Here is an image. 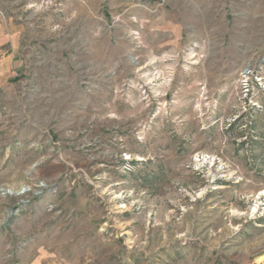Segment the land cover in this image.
<instances>
[{"label": "rangeland", "instance_id": "rangeland-1", "mask_svg": "<svg viewBox=\"0 0 264 264\" xmlns=\"http://www.w3.org/2000/svg\"><path fill=\"white\" fill-rule=\"evenodd\" d=\"M0 21L22 61L0 264L264 263V0H0Z\"/></svg>", "mask_w": 264, "mask_h": 264}, {"label": "crops", "instance_id": "crops-1", "mask_svg": "<svg viewBox=\"0 0 264 264\" xmlns=\"http://www.w3.org/2000/svg\"><path fill=\"white\" fill-rule=\"evenodd\" d=\"M20 28L11 21H0V87L8 83L21 66ZM250 264H264L252 261Z\"/></svg>", "mask_w": 264, "mask_h": 264}, {"label": "bare ground", "instance_id": "bare-ground-1", "mask_svg": "<svg viewBox=\"0 0 264 264\" xmlns=\"http://www.w3.org/2000/svg\"><path fill=\"white\" fill-rule=\"evenodd\" d=\"M22 192L21 191H19V192H17L16 194L18 195V194H21ZM264 257V255H262V256H259V258L258 259H262Z\"/></svg>", "mask_w": 264, "mask_h": 264}]
</instances>
